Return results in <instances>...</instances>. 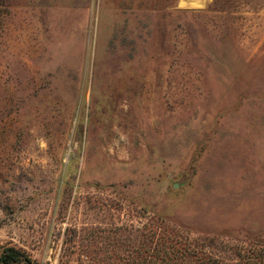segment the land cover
Listing matches in <instances>:
<instances>
[{
	"label": "rangeland",
	"instance_id": "374dc122",
	"mask_svg": "<svg viewBox=\"0 0 264 264\" xmlns=\"http://www.w3.org/2000/svg\"><path fill=\"white\" fill-rule=\"evenodd\" d=\"M0 264H264V0H0Z\"/></svg>",
	"mask_w": 264,
	"mask_h": 264
},
{
	"label": "trees",
	"instance_id": "16d2710c",
	"mask_svg": "<svg viewBox=\"0 0 264 264\" xmlns=\"http://www.w3.org/2000/svg\"><path fill=\"white\" fill-rule=\"evenodd\" d=\"M10 251H14V250L11 249Z\"/></svg>",
	"mask_w": 264,
	"mask_h": 264
}]
</instances>
